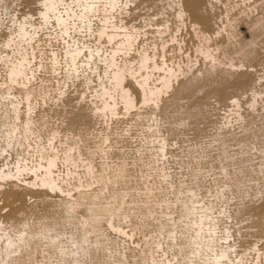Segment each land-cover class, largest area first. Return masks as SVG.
<instances>
[{"label":"rangeland","instance_id":"obj_1","mask_svg":"<svg viewBox=\"0 0 264 264\" xmlns=\"http://www.w3.org/2000/svg\"><path fill=\"white\" fill-rule=\"evenodd\" d=\"M0 1V85L8 83L9 63L19 57L16 46L6 45L12 15H35L32 22L37 28L34 39L23 45L34 74L9 86L10 93L22 102L20 128L29 113L25 96L30 93L35 135L2 155L0 152V167L9 164L13 168L18 161L30 167L44 165L42 154L55 153L56 179L62 189L47 191L37 185V194L29 196L28 188L20 184L22 215L17 208L13 213L6 208L4 213L5 204L0 202L1 219L6 221L13 214L18 220H28L34 232L50 227L59 235L56 246L37 237L32 259L25 255L28 263L152 264L153 258L163 264H203L207 257L194 255L188 247L194 223L181 217L184 201L193 192L196 207L212 209L217 236H232L228 241L233 245L231 260L237 263L242 257L240 264H264V0H215L213 8L201 7L207 30L216 35L212 49L220 47L214 52L219 63H210L196 51L200 39L190 21L182 24L176 18L169 0H137L131 14L120 18L128 27L140 30L139 48L156 52L157 61L163 64L160 54L165 46L167 65L181 67L183 72L187 68L180 82L193 75L201 79L179 99L169 101L179 88L175 82L170 93L162 96L160 112L154 102L146 106L139 102L130 111L119 104L116 116L106 117L84 108L93 95L89 86H96L98 76L91 74L93 82L88 86L83 76L69 74L65 52L72 40H63L54 27L42 22L37 0ZM166 23L171 24L169 32L158 33ZM172 33L178 41L172 39ZM75 38L97 43L94 36L84 33ZM99 67L103 72L105 66ZM163 73L155 71L150 85L159 84L156 79ZM6 87L2 89L7 91ZM253 91L260 94L255 106ZM236 98L239 107L231 103ZM11 110L8 102H0L2 131L13 122ZM68 155L72 161H66ZM24 178L35 180L30 172ZM0 193L2 196L3 191ZM70 201L77 205L73 214L64 206ZM89 213L100 215V227L87 234L88 251L72 255L75 245L70 235L86 232L81 219ZM225 246L219 240L215 252Z\"/></svg>","mask_w":264,"mask_h":264},{"label":"bare ground","instance_id":"obj_2","mask_svg":"<svg viewBox=\"0 0 264 264\" xmlns=\"http://www.w3.org/2000/svg\"><path fill=\"white\" fill-rule=\"evenodd\" d=\"M201 1L202 0H169L168 7L169 9L174 10L176 18H178L182 24H187L188 21L191 22L192 28L195 30L197 37L201 41V44L198 46L196 51L200 53V55H202L206 60H210V63L211 61L219 63L220 60L217 54H214V52L219 50L220 47L213 50L211 46V42L215 39L216 35H212L207 30L208 26L205 25L207 23V19L201 13V7L206 4L213 8L215 0H206V3L203 4L200 3ZM37 2L38 15L42 22L46 26L51 25L54 27L56 29V33H58L63 40H66V38L72 40V44L67 42L68 48L65 52V63L69 74L73 76V78L83 76L86 79L85 82H88V86L90 82H93L91 74H97L98 80L96 82V86H89V89H92L93 92L90 94L93 95L88 104L86 103V105H84V108L86 107L87 109H90L100 117H106L108 115L116 116L119 104H123L122 106H124L127 111H130L131 109L138 108L137 105H139V102H141L143 105L147 104L148 102H154L155 106L157 107L155 109L159 110V103L161 102L160 100L162 99V96L170 93V90L173 88L175 82H179V88L175 92L173 91L174 93L171 92L173 95L170 97L172 99L169 101L177 100V98L179 99V96L182 95L183 92L191 89L195 81L201 79L198 75H193L191 78L186 77L188 79L185 81L181 80L182 82H180V76L183 75L185 71H187V68L183 72L181 67L175 68L167 65L168 60H165V53H167L165 51V46L162 47L163 53H159L163 57V64H160L157 61L158 54H156V52L151 54L148 50L139 48L138 41L141 34L140 30L137 29L136 26L128 27V25L123 22V19L120 18V15L131 14L133 7L132 5L135 4L137 0H37ZM8 14L10 15L11 13ZM12 16V25L9 28L11 33L9 32L10 35L7 37L8 39L6 41V45L8 47L16 46L19 57L15 56V60L10 61L9 63L10 66L6 73L8 83H3L0 85V102H8L13 113L12 124L5 125L4 130H0L1 155L2 153L7 152L9 147L22 145L23 143L27 142L29 137L35 132V130L33 131L32 129L34 119H32L30 116V110L33 106V104L31 105L30 101V93L27 91L25 96L29 113L26 118L23 119V128H20L19 123L22 122L20 106L22 102L18 100L15 94L10 93L12 87H9L18 83L20 79H28L29 75L33 76L34 74L31 68L32 62L28 57L29 54L23 45L29 43V41H32V39H34V37L37 35V28L32 22V18L35 17V15L33 16V14H30L29 16H24L21 18L22 16L17 17V15L14 13ZM117 19L119 21H117ZM170 25L166 23L164 29H160L159 27L157 32H167L170 29ZM78 33H84L85 37L94 36L97 43L90 45L91 43L87 44L85 41L83 42L80 41V39H76L75 36ZM172 39L175 42L178 41L176 34L172 36ZM104 42L109 44V46L105 45ZM119 58L123 59L120 61ZM100 65L105 66L103 72H99ZM233 66L234 65H232V67ZM155 71H163L164 73L162 76H159L158 79H156L159 84L151 86L150 81L154 77ZM5 85L8 87L7 91L2 89ZM17 94L18 92L16 95ZM252 94L254 99L252 106H255L257 98L260 96V94L257 91H253ZM164 99L166 98L164 97ZM231 103L237 107L240 106V100L237 98ZM144 109L146 110V108ZM150 109L152 111L155 110L152 108ZM160 111L161 110H159V112ZM132 113L134 112H131V114ZM156 119H158V117ZM41 158L40 160H42V163H45L44 165L35 164L30 167L26 164V162L23 163L24 161H18L14 166L15 168H11L9 164H7L6 168L0 167V190L3 191L2 196L0 193V197L3 198L0 200V202L5 204L4 208L2 209L3 211L6 208H9L8 211L13 213L15 208H17V212L20 215L24 213L20 210L21 208L18 207V202L21 200L19 190L20 184H23L28 188L26 191L30 193L29 196L37 194V192L34 191V187L37 185H39L41 189L47 191H62L61 187L59 186L58 179H56L57 176L55 173L58 156L55 153L46 155L42 154ZM72 160V157L68 155L66 161ZM28 172L32 173L35 180L28 181L26 178H24L25 174ZM4 184L10 186L7 188L8 192H5L7 189ZM190 195V199L184 201V211L181 217L182 219L186 220L190 219L194 223V234L188 243V247L193 248L192 253L196 256H206L207 258L203 260V264H240L242 257H239L237 263L232 261L230 257V251L233 248V245L231 242L228 243V241H230L232 236L227 235L224 237H218L217 223L215 218L212 216V209L210 206L203 205L196 207V203L193 200L196 194L191 192ZM81 196H84V194L81 193ZM95 198H97V195H95ZM71 201L70 203L66 202L67 204H64V206L73 214V212H75V206L77 205ZM77 201L74 202L76 203ZM8 211L5 210L4 213H7ZM9 216L6 221L1 219L0 216V264H38L32 262L28 263L25 258L28 256L30 259H32L33 253L38 247L37 243H35L37 237H43L44 239L48 240L49 244L56 246L59 235L53 234V231L50 227H44L42 231L34 232L31 228L32 224L30 225L28 220H25L24 218L18 220L13 214ZM42 217L44 216L42 215ZM45 219L43 218V220ZM100 220V215L96 213H89L83 216L81 219V224L86 232L80 236H75L74 234L70 235L71 242L73 245H75V249H72L70 254L77 255L80 252L86 253L88 251V248L86 247V242L88 240L87 234L90 230H95L97 227H100ZM109 224L113 227L112 222H109ZM12 227L14 228L13 231L16 232L14 235L11 233L12 229L10 232V228ZM219 240L225 241L226 246L223 247L220 252L216 253L214 247ZM60 252L62 254H66V251L63 250V248H60ZM208 252L211 254H208ZM123 263L113 262L112 264ZM152 264H163V262H158L152 258Z\"/></svg>","mask_w":264,"mask_h":264}]
</instances>
